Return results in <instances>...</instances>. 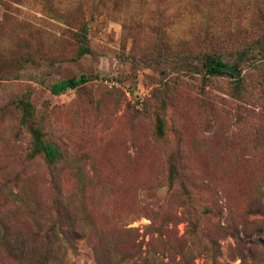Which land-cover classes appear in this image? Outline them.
<instances>
[{
  "label": "rangeland",
  "instance_id": "obj_1",
  "mask_svg": "<svg viewBox=\"0 0 264 264\" xmlns=\"http://www.w3.org/2000/svg\"><path fill=\"white\" fill-rule=\"evenodd\" d=\"M206 54L239 75L207 76ZM35 132L57 163L30 155ZM0 213L25 264L47 244L97 264V231L154 216L184 243L192 225L218 240L214 263L205 238L192 244L195 264H237L230 232L264 239V0H0ZM59 225L80 230L74 249L48 237ZM116 238V254L131 250Z\"/></svg>",
  "mask_w": 264,
  "mask_h": 264
},
{
  "label": "trees",
  "instance_id": "obj_2",
  "mask_svg": "<svg viewBox=\"0 0 264 264\" xmlns=\"http://www.w3.org/2000/svg\"><path fill=\"white\" fill-rule=\"evenodd\" d=\"M76 35L78 43L77 55L82 56L89 53L90 46L87 38V24L83 23L77 30ZM203 69L207 76L225 75L231 79H235L239 75L237 63L228 64L212 54H206L204 56ZM88 80L89 78L84 74H81L79 77L62 79L54 82L50 87V91L52 94L58 95L67 89L76 88ZM20 104L25 110L24 116L22 117V122H24L26 116L31 112V106L27 101H21ZM33 139L30 155L41 154L50 164H55L62 158V153L59 148L40 138L38 132L33 134ZM5 220L6 218L0 213V239L3 241L0 243V264H25L27 258L23 254L21 246L17 243V237L11 232V227L5 224ZM227 228L220 227L219 232H224ZM185 233H188L193 238L192 243H184V235L176 236L171 228L165 226L164 219L158 220L156 216L152 217L150 222L142 228L123 227L111 230L101 229L97 231L98 240L94 245V257L97 264H114L115 260L116 264H156L157 262L155 260H158V258L160 262H163L162 257L167 259V262L163 264H195V258L198 254L193 253L192 244L200 236L206 240V243L202 244L206 257H209L214 263L217 258L222 256L223 253L218 240L212 235L201 233L193 225ZM245 233L240 235L236 232H230L231 237L234 239L233 254L239 258L237 264H264V239L261 235L254 236V234L249 235ZM11 234L14 235V241L10 243ZM58 235L62 237L61 241L65 242L61 244L65 249H74L73 242L80 237L81 232L74 228L63 229L61 225L51 227L48 237H57ZM117 236L133 238L130 243V251L122 254L115 253V245L118 243ZM198 242L200 243L201 241ZM120 243H122V240H120ZM58 254L55 253L53 246L47 244L38 264H68L65 256ZM234 256H230L231 261H234L232 258ZM1 257H4L7 261L3 262Z\"/></svg>",
  "mask_w": 264,
  "mask_h": 264
}]
</instances>
